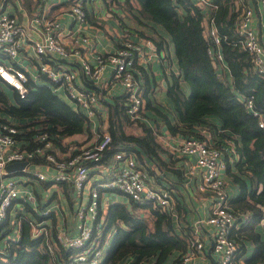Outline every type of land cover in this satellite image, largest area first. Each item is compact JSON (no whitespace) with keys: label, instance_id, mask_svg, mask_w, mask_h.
<instances>
[{"label":"trees","instance_id":"obj_1","mask_svg":"<svg viewBox=\"0 0 264 264\" xmlns=\"http://www.w3.org/2000/svg\"><path fill=\"white\" fill-rule=\"evenodd\" d=\"M20 1L25 6L29 5V0ZM212 1L216 7L210 10L194 0H124L117 4L143 28H135L138 37L148 39L157 50H163L169 42L163 31L169 34L182 79L188 83L190 92L185 94L180 86V75L172 72V83L167 92L176 106V119L172 121L167 114L152 106L150 99L147 101L149 85L145 90L142 88L145 107L161 116L171 133H182L184 138H199L221 151L226 175L239 188L238 194L231 195L229 201L240 224L230 233L239 245L237 256L246 252L247 242H250L254 250L251 256L244 258L246 264H264V239L255 229L259 223L264 225V128L260 126V121L264 120V73L258 70L251 54L239 43L241 35L237 24L243 6L236 0ZM107 3L111 4L110 1ZM4 9L0 7V12ZM111 10L113 14L117 13L113 8ZM117 14L115 16L122 27L131 31L132 28L126 26ZM207 14L214 19L221 36L224 67H219L218 61L208 53L209 43L205 34ZM0 60L20 67L17 61L2 54ZM140 69L141 77L147 80L144 66ZM26 85L27 93L20 97L16 88L0 75V121L17 123L24 131L30 129L28 138L39 129L46 131L55 136L59 151L77 152L80 146H75V143L83 144L76 140L66 145L60 139L80 133H86L90 138L93 136L90 119L55 93L50 85L38 84L32 77ZM4 87L12 92L13 99ZM248 97L253 98L258 114L247 107ZM124 104H121L122 108L116 106V111L112 110L110 114L106 132L110 133L112 140L100 163H111L116 154L125 152L134 154L137 160L143 155L148 156L153 165L147 163L144 168L150 174H155L156 169L180 174L182 168L175 165L179 158L172 155L171 160L163 158L167 150L158 142L156 128L143 122V118L130 119L123 112L126 108ZM137 124L139 127H136ZM125 126H132L134 131L127 132ZM206 133L213 137L209 138ZM36 145L37 142L33 141L29 148ZM32 163L46 162L34 159ZM51 183L45 182V185ZM64 189L67 190L66 186ZM26 204L40 220L47 216L40 214L28 202ZM40 208L43 206L40 205ZM10 209L6 219L0 223L3 237L12 229L9 227ZM35 224L28 218L21 220L18 238H8L4 253L0 252V264H65L77 251L64 248L54 228L48 231L37 226L41 232L35 235ZM192 231L187 225L185 232L178 233L169 211L131 199L129 203L112 202L104 210L100 207L94 223V235H101L102 243H106L111 234L102 264L177 262L189 249L193 240ZM174 253L177 255L170 260Z\"/></svg>","mask_w":264,"mask_h":264},{"label":"built area","instance_id":"obj_2","mask_svg":"<svg viewBox=\"0 0 264 264\" xmlns=\"http://www.w3.org/2000/svg\"><path fill=\"white\" fill-rule=\"evenodd\" d=\"M48 2L50 0H38ZM106 0H59L66 7L63 11L77 22L76 41L81 44H90L91 35L84 32L90 12L98 10V6ZM202 4L207 10L216 6L212 0H194ZM264 7V0H260ZM243 7L238 18L237 29L240 33L239 43L252 56L255 66L264 73V46L252 25L254 10L244 0H236ZM205 34L209 43V56L218 61L219 67L225 65L220 49L221 36L210 14L206 15ZM62 21L59 14L51 15L39 10L31 14L26 25L21 24L10 11L0 12V54L7 59L17 61V57L32 48L31 55L35 64L36 74L25 66L18 67L9 62L0 60V74L3 79L18 91L20 97L27 93V82L30 77L38 84H48L58 94L64 90L68 95V102L78 111L83 112L90 120L96 115L99 107L100 95L95 91L77 84L79 72L91 81L101 79L106 64L113 68L112 79L125 88L126 112L130 118H143L142 108L144 99L141 90V75L145 52L140 42H147L145 37L134 40L131 32L123 29L120 45L113 51L97 56V63L83 57L78 48L69 50L62 36ZM264 30V19L262 21ZM33 34V35H32ZM153 46V45H152ZM154 47V46H153ZM75 56L80 69H73L58 65L55 58ZM7 74V75H5ZM43 77L45 81L41 79ZM247 107L255 114L252 97L246 99ZM264 128V120L260 121ZM30 129H24L17 123L0 121V223L7 217L8 209L16 206L17 202H35L36 195L27 188L30 177L38 181H51L53 184L66 183L74 192H83L91 175V168L98 169L100 179L89 192L87 203L75 208L76 231L72 234L59 231L58 241L64 248L76 249L73 256L65 264H102L105 256L104 244L101 235H94V222L98 218L101 206L100 188L105 191L117 190L129 199L148 203L163 211H172L171 190L155 187L148 182L147 171L139 164L134 154L119 152L114 160L108 164H101L112 137L109 132H103L97 139L75 153L59 154V147L55 136L46 131L37 130L31 137H27ZM36 141L37 145L29 148ZM180 153L194 158L193 164L187 170L193 174L201 171L200 188L208 191L212 197L211 211L206 222L213 225V248L218 256V264H232L239 252L238 243L230 237L232 228L239 227L237 214L229 205L231 194L224 178L225 162L221 151L199 138H183L179 144ZM34 159H41L52 168V172L45 173L32 165ZM28 161L23 168L12 171L6 169L7 165L15 161ZM90 163V164H88ZM25 175V183L18 182L13 175ZM6 179V180H5ZM54 207L56 204L53 205ZM40 214L49 215L53 207L34 208ZM103 217H101V221ZM33 227V233L40 234L39 222ZM111 234L108 235L110 239ZM108 241V240H107ZM204 248L200 239H193L189 249L181 256L179 261L171 264H189L190 259ZM5 250L0 249L4 253Z\"/></svg>","mask_w":264,"mask_h":264},{"label":"crops","instance_id":"obj_3","mask_svg":"<svg viewBox=\"0 0 264 264\" xmlns=\"http://www.w3.org/2000/svg\"><path fill=\"white\" fill-rule=\"evenodd\" d=\"M37 1L38 0H29V5L26 4L25 6L20 0H0V7L3 6L5 7L4 10L10 11L12 14H14L18 21L23 25H26L31 14L36 13V11L39 10L45 11L51 15L59 14L63 25L61 34L66 47L69 50L78 48L81 51L83 57L87 58L93 63H97V56L108 51H113L120 45L119 43L122 38L121 33L125 28L122 27L121 22L118 20L115 14L118 13L119 16L122 17L124 24L132 28L130 32L134 40L139 41L140 39L136 29L143 28L140 27L139 24L133 19H131L127 12L121 9V7H119L117 4V2L120 3L124 0H108L107 2H111L110 5L104 1V3H101L98 6L97 11L89 13L83 30L85 33L91 35V42L90 44L86 45L76 41L77 22L71 19L67 14L63 13L64 9L66 8L64 7V3L59 2V0H50L48 2H40L37 4ZM244 1H246V4L251 6L254 10L252 25L264 46V30L262 28L264 7L260 0ZM111 8H113L117 13L113 14L114 12L111 10ZM163 33L169 41L166 43V46L163 50H157L147 42L139 41L145 52L143 66L146 70L145 75L148 76V84H146L147 80L144 79V76L140 77L141 90L142 88L145 90L147 85H149L146 94L147 96L145 95L147 97V101L150 99L152 106L159 108L161 111L167 114L172 121H174L176 119V106L167 92L168 86H170L172 83L171 73L174 72L176 75H180V86L186 95L189 94L190 87L188 83L182 79L183 76L180 72L177 62L174 44L171 41L169 34L164 31ZM31 55L34 54L32 48L29 47V51H25L23 54H20L17 57V59H20L16 60L19 65L28 68L32 75H34L36 72L35 64L32 58H35ZM55 63L68 68L80 69V63L75 56H70L67 58H55ZM155 63H159V65H161L158 70L155 68ZM224 66H226V64L223 65V67ZM112 73L113 68L110 64H106L103 75L99 81H91L86 78L82 72H79L77 84L81 87L95 90L100 95L98 111L96 115L90 120V128L92 129L93 136H91V139L88 140L89 142L84 144L82 147L91 145L97 139L98 135L106 132L112 110L116 111V106H118V108H122L121 104H124L125 89L120 83L115 82L112 79ZM41 79L43 80L44 78L41 77ZM145 106L146 102L144 100V105L142 108V121L156 128L157 140L167 150L163 153V158L171 160V155L179 158V160L175 161V165L182 168L180 169V174L175 173L172 170L161 171L159 169H156L155 174H150L149 171L145 169L148 176L147 180L155 187H163L171 190V205L173 209L169 212L174 217L176 231L178 233L185 232L186 226L189 225L190 229L193 230V239H200L203 241V250L197 252L190 259L189 264H218V256L214 252L213 248L214 227L213 225L206 222V219L211 211L212 197L208 191H204L200 188L201 171L196 170L193 174L187 173V170H189V167L193 164L194 158L180 153L179 144L183 140L184 135L182 133H171L165 122H163L162 117L158 116L151 108H147ZM123 112L128 116L126 108L123 110ZM125 129L127 132L134 131L132 126H125ZM209 133L206 134L209 135V138H212L213 136H210ZM86 138L87 136L84 135V137L81 139L86 140ZM70 149H72V147H70ZM69 152H71V150L60 151L59 154L65 155ZM138 161L143 167H147V163L153 165L151 159L146 155H143L142 158L138 157ZM43 164L36 165H38L37 167L39 170H42L40 169V165H42L44 169L47 168V171L49 170V173H51L52 168H50L48 164L46 165H48L49 168ZM90 175L91 177L87 182L83 192H74L70 185L66 183H51V185L46 186L45 182L51 181H38L35 179V177H32L27 188L35 193L36 199L35 202H28V204L32 205L34 208L35 205L36 207H40V205L43 206V204L51 198L53 193H55V196L58 195L61 204L62 198H64L70 206V209H67L62 204L59 208H56V206H53L55 202L52 199L49 206L53 207L52 212H54V214L51 212L49 214L50 216L47 215L46 217H42L43 220L37 221L36 219H33V222H39L41 225L39 228L41 229L44 228L49 231L50 229L54 228L56 229L57 234L66 227L68 228V233H74L76 231L75 208L79 205V203H83L86 198L88 199L91 188L95 186L100 180L98 179V169H96L94 166L91 168ZM224 178L230 194L236 196L239 192V188L231 182V179L226 175L225 169ZM65 186L67 190L64 189ZM53 188L56 190H52ZM100 190H102V192H100L102 198L101 208L103 210L112 202L129 203L130 201V199L120 191L108 190L109 192H107L103 188H100ZM10 217L12 218V213L10 214ZM53 217H55L56 220ZM54 221L55 223H53ZM236 228L238 227H235V229ZM255 229L264 239V225L259 223L256 225ZM2 237L3 235L0 236V239ZM8 238H18V232L15 234V236H9ZM8 238H6V246ZM190 243H192V240ZM5 249L6 247L2 250ZM253 250L254 246L252 243L247 242L246 252L240 256H236L232 264H246L244 258L246 256H251ZM176 255L177 253L172 254L169 259H174Z\"/></svg>","mask_w":264,"mask_h":264},{"label":"rangeland","instance_id":"obj_4","mask_svg":"<svg viewBox=\"0 0 264 264\" xmlns=\"http://www.w3.org/2000/svg\"><path fill=\"white\" fill-rule=\"evenodd\" d=\"M20 58H18L17 60H19ZM161 65H159V63H155V68L158 70L159 69V67H160ZM1 75V74H0ZM4 89H6V91L8 92V93H10L11 94V98L13 99V97H12V92L8 89V87H4ZM125 89V88H124ZM58 94L64 99V100H67L68 99V95H67V93L64 91V90H60L59 92H58ZM136 127H139V125L137 124L136 125ZM84 135H86L87 137H88V135L86 134V133H80V134H75V135H73V136H69V137H63L62 139H60L61 141H62V143H64V144H70V143H72L73 141H78V142H80V144H86V143H88L89 141L88 140H90L91 138H89V139H87L86 138V140H84V139H81V138H83L84 137ZM71 145V144H70ZM83 145H79L78 143L76 144L75 143V146H77V147H82ZM86 146V145H85ZM73 147V146H72ZM74 148V147H73ZM43 165H46V164H43ZM32 166H34L35 168H38L37 166L38 165H32ZM48 168H49V166L48 165H46ZM40 169H42L45 173H47L48 175H49V170L47 171V168L46 169H44L43 168V166L42 165H40ZM13 178L16 180V181H18V182H20V181H22L23 183H25V181L27 180V176H25V175H19V174H15V175H13ZM30 178H32V177H30ZM6 180V179H5ZM52 190H56L55 188H53ZM107 192H109V191H107ZM113 194V193H112ZM113 195H115V194H113ZM54 200V202H55V204H56V208H59L62 204L67 208V209H70V206H69V204H68V202L64 199V198H62V204L60 203V200H59V197H58V195H56L55 196V193H53V195L51 196V198L46 202V203H44L43 204V207H45V206H49L50 205V202H51V200ZM86 203H87V198L85 199V201L83 202V206H85L86 205ZM42 204V203H41ZM42 207V206H41ZM101 207V206H100ZM12 213V218L10 217V228L12 227V229H10V231H9V233L8 234H6L5 235V237H2L1 239H0V249H3V248H5L6 247V238H8L9 236H15V234L18 232V229L20 228V225H21V220L22 219H24V218H28L29 220H32V221H34L33 220V218L34 219H36L37 221L38 220H40L39 219V216L38 215H35L34 216V214L29 210V207L27 206V204H26V202H17V204H16V206H14L13 208H11V211H10V214ZM53 214H54V212H52ZM55 220H56V218L55 217H53ZM102 223V222H101ZM100 223V224H101ZM39 225V227H41V225L40 224H38ZM97 227V226H96ZM98 229H99V227H97ZM6 229V228H5ZM62 231H66V232H68V228L66 227V228H64V229H62ZM98 233H99V231H98ZM3 234V231L2 232H0V236ZM110 240H111V236H110V239H108V241L104 244V251H106V248L108 247V245H109V242H110Z\"/></svg>","mask_w":264,"mask_h":264},{"label":"water","instance_id":"obj_5","mask_svg":"<svg viewBox=\"0 0 264 264\" xmlns=\"http://www.w3.org/2000/svg\"><path fill=\"white\" fill-rule=\"evenodd\" d=\"M28 164V161H15L7 165L6 169L9 171H12L16 168H23ZM0 180H1V174H0Z\"/></svg>","mask_w":264,"mask_h":264},{"label":"bare ground","instance_id":"obj_6","mask_svg":"<svg viewBox=\"0 0 264 264\" xmlns=\"http://www.w3.org/2000/svg\"><path fill=\"white\" fill-rule=\"evenodd\" d=\"M5 75H7V74H5Z\"/></svg>","mask_w":264,"mask_h":264}]
</instances>
